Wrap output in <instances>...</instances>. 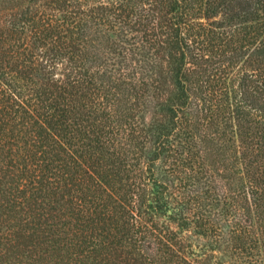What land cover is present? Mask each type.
<instances>
[{
    "label": "trees",
    "instance_id": "1",
    "mask_svg": "<svg viewBox=\"0 0 264 264\" xmlns=\"http://www.w3.org/2000/svg\"><path fill=\"white\" fill-rule=\"evenodd\" d=\"M0 264H264V0H0Z\"/></svg>",
    "mask_w": 264,
    "mask_h": 264
}]
</instances>
